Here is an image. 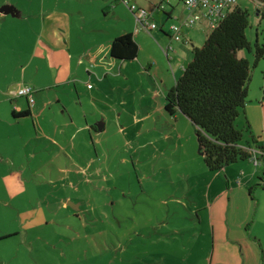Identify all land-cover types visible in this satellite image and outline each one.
Masks as SVG:
<instances>
[{
  "label": "rangeland",
  "instance_id": "1",
  "mask_svg": "<svg viewBox=\"0 0 264 264\" xmlns=\"http://www.w3.org/2000/svg\"><path fill=\"white\" fill-rule=\"evenodd\" d=\"M10 1L22 10L0 17V264H228L236 257H228L224 246L234 240L243 260L264 264V189L256 188L255 199L249 192L264 162L247 159L211 170L191 119L185 115L189 126L179 122L178 132L158 110L193 58L192 45L168 31L176 19L165 23L172 37L158 31V38L146 28L138 36L140 57L119 64L110 61L106 38L114 36L112 26L133 32L135 12L145 7L134 3L132 10L123 1L104 16L91 3L77 5L80 17L66 39L64 27L55 34L43 24L66 7L65 0ZM260 1L238 0L250 11L246 34L253 48L238 55L252 64L255 42L264 38ZM177 3V12L188 16ZM3 6L0 0V12ZM87 14L92 21L83 20ZM162 18L157 11L149 20L160 25ZM182 27L197 46L212 30L204 19ZM91 47L106 55H89ZM148 55H155V69ZM73 81L81 105L73 103ZM22 85L37 92L47 87L35 92L36 100L42 93L64 104L45 108L40 127L35 117H15ZM63 106L75 118L100 117L94 122L104 124L103 132L78 130ZM243 112L236 119L242 128ZM249 136L247 131L242 143Z\"/></svg>",
  "mask_w": 264,
  "mask_h": 264
},
{
  "label": "trees",
  "instance_id": "2",
  "mask_svg": "<svg viewBox=\"0 0 264 264\" xmlns=\"http://www.w3.org/2000/svg\"><path fill=\"white\" fill-rule=\"evenodd\" d=\"M249 24L250 11L237 3L212 28L203 45L197 46L183 35L182 39L192 45L193 58L165 94L166 111L174 114L179 109L196 125L199 146L211 170H220L230 163L250 159V148L264 150V144L259 142L249 122L243 128L236 125L237 117L248 102L253 67L264 59V38L261 42H255L253 64L247 57L238 55L240 49H253L246 34ZM139 52L140 44L132 32H123L111 41L110 55L116 60H133ZM30 107L19 111L13 109V115H29ZM247 131L250 136L242 143ZM263 158L264 154L260 163ZM257 186L264 188V168L260 182L249 188L254 199Z\"/></svg>",
  "mask_w": 264,
  "mask_h": 264
},
{
  "label": "crops",
  "instance_id": "3",
  "mask_svg": "<svg viewBox=\"0 0 264 264\" xmlns=\"http://www.w3.org/2000/svg\"><path fill=\"white\" fill-rule=\"evenodd\" d=\"M3 1H4V6L2 7L3 11L0 12V17L1 16L4 17L6 14H9L11 11H14L15 13H20V10H17V9H21L22 10V7L20 5H17V7H14V2H12L10 0H3ZM58 1L59 0H57V4H58ZM129 1H130V3H137L140 7H145L146 9H149V11L145 9L146 12H147L148 19H151L153 17V15H155V13L157 11L162 13L163 18L161 20L162 21L161 24L160 25L157 24V27L151 30V32L155 33V35L158 38H159V35H158V33H156L158 31H159L160 36H162V37L166 36V35L169 36V37H172L170 34H168L167 29L165 28V25H168L169 21H171L173 19H176L177 22H174V20H173V21H171L172 23H170V25H169V30L168 31L171 32V25L174 24V23L181 22L182 19L184 18L183 14H180V13L177 12V10H178L177 1L181 2L182 4H184L180 0H177V1L176 0H129ZM64 2L66 3V7L65 8H60V9L58 8L57 10H53V12L50 11L51 13H58V14L54 18H52L50 16L51 14L49 15L48 18L45 17L44 20H43V24H44V27L48 26V27L52 28L53 29V33L55 32V34L57 33L55 29L59 25L64 27L65 28L64 37H66V39L67 38L70 39L69 28L71 27V22H72V20H74V22H76L75 24H77V21L79 20V17H80V15L77 14V12H78V10H76V6L77 5L83 6L85 4L87 5L88 3H91L94 6H96L97 8L101 9L102 14L104 16H107L109 11H111V10L112 11H116V8H117L116 5L118 3H120V2L123 3V0H114V1L113 0H65ZM185 9H186V7H185ZM257 11L261 12L264 15V13H263L264 9L259 10L257 8ZM184 14H185V12H184ZM88 17H93V16H91V14H87V15H85L83 17L84 18L83 20L92 21V19L90 20ZM62 18H64V19H62ZM136 18L138 20V15L137 14H136ZM99 21H100V19H99ZM100 22H102L101 23L102 24V26H101L102 30L106 31V28H107L106 22L104 20H102ZM165 23H168V24H165ZM189 27H191V26H189ZM112 30H113L112 33H114L112 35H114V36H109V38H106L108 43L105 44V45H108L107 49H109L110 61L112 63L122 64V62H120L119 60H116V59L111 57V55H110V44H111V41L113 40L114 37L120 35L123 32H128V31L132 32V31L129 30V29H123V28L116 29L115 26H112ZM144 30H146V27L142 23H140V22L136 23V26H135L134 31L132 33L134 34V37H135V39L137 41H139V39H138L139 34L142 33ZM182 32H183L184 37L187 40L193 41L192 38H191V36H192V32L191 31L186 30V29H184L182 27ZM64 42H65V40H62L63 44H64ZM98 49L99 48L91 47V48H88L87 52L89 53V55H100V54L101 55H104V54L106 55V51L102 50V52H101V50L98 51ZM140 52H139V54H140ZM139 54H138V56H139ZM167 56L169 57L170 61H172L171 58L172 59L174 58L173 56L170 58V55H167ZM146 61L148 62V66L150 68L155 69L156 64H157V62H155V55H148L146 57ZM141 63H143V62H141ZM174 67L171 66L172 71L175 70V68H176L175 71H177L178 66L176 65V67L175 68ZM150 68H149V71H151ZM263 69H264V61H262V62L259 61V69L257 68L255 70V68H254V70H253V73H252L253 74L252 75L253 78H251V82H250V85H249L248 102L246 103V106L244 108V112H243L244 117H243V123H242L244 125H246L248 122L250 123L252 131L257 136V138L259 139V142L261 144H264V100H262V93H261V87H262L261 85H262V82H263V77H262V70ZM89 73H90V71H89ZM73 82H74V85H75V88H76V91H77V95H78L77 98L75 97V99H77V103H75L74 101H73V103L76 104V105H78V104L81 105L83 103V101L80 99L81 95H82L81 92H80V88L77 85V81H73ZM157 82L158 81L156 80L155 87L157 86L156 89H159L160 84L157 83ZM90 83L92 84L91 87H89V85H88ZM22 86H26V85H22ZM45 88H47V87H43V88H41V90H44ZM87 88L89 90H93L95 88V86L93 85V83L90 80L87 82ZM41 90H39V91H41ZM35 92L38 93L36 90L34 91V93H33L34 98H35ZM93 96H95V95L93 94ZM40 97H42V100L37 101L36 98H35V103H34V105H32V107H30V105H29L28 98L26 96H24V95L23 96L17 95L16 98H23L24 100L23 101L20 100V102H15L14 103V109H16L18 111L19 110L28 109L30 107V112L31 113L29 115H26V117L27 116H31L32 118L35 117L36 122L38 123L37 125L39 127H40L39 123L41 122V121H39V118L43 114V112L45 111L44 110L45 108H47V107L51 108V107H53L54 104H56V105L57 104H59V105L64 104L63 100L60 97L55 102L52 99H44V96H42V93L40 94ZM165 102H166V99H164L163 103L160 104V106H158V110L160 111V113H161L162 109L164 110L163 112L166 113L169 125H172L174 130H178V132L180 130V128L178 126L179 122L183 126H185V125L189 126V124L185 121V119H183V118H186V116L179 109H177L174 114L168 113L166 111V109L164 108L165 107ZM63 108H64V112H66L68 114V117L70 118V122L69 123H72L74 125L76 124V126L79 127L78 130L83 131V130L88 129L91 132H96V133H100L101 132L99 130L98 131L95 130L92 127V125H95L96 122H97L96 120L99 119L100 117H96V118L93 117L94 119L91 120V118L87 114L79 113L80 116H77L78 118H75L74 117L75 114L71 113L68 110L67 107L63 106ZM79 114H77V115H79ZM93 114H94V112H93ZM181 116H183V117H181ZM173 120H175L177 122L174 123ZM241 120L242 119H240V121ZM79 121L81 123H79ZM94 121H96V122H94ZM103 129H102V132H103ZM261 162H264V158L261 160ZM261 164L262 163L258 164L257 166H260ZM258 175L259 176H257V178H258L257 183L260 182L261 172H258ZM250 183H251V181H250ZM246 185H248V183ZM246 185L244 187H246ZM260 187L261 186H257L256 188H260ZM261 188L264 189L263 187H261ZM255 190H257V189H255ZM227 239L224 236V240L228 241ZM234 241H233L232 244L224 246L225 249H226V253H227L228 257H233V256L236 257V261L227 260V263L228 264H247L248 263L247 260L246 261L243 260V259H245V257H243V258L240 257V251L238 249V246L236 244H234ZM233 252H237V255L232 254Z\"/></svg>",
  "mask_w": 264,
  "mask_h": 264
},
{
  "label": "built area",
  "instance_id": "4",
  "mask_svg": "<svg viewBox=\"0 0 264 264\" xmlns=\"http://www.w3.org/2000/svg\"><path fill=\"white\" fill-rule=\"evenodd\" d=\"M132 9L136 10L137 6L134 3H130L129 0H123ZM184 3L186 8L189 10L188 16L182 19V23H174L171 25L172 36L176 40H182V26H193L201 20L209 21L211 28H214L219 21L226 15V13L232 9L238 0H180ZM258 9L262 10L264 8V2L260 1ZM138 21L142 23L148 30H152L157 27L155 22H151L147 17V12L143 8H139L137 12ZM89 87L92 84H88ZM16 95H25L28 97L30 105H34L35 99L33 97V89L30 86H21ZM251 159L255 164H260L261 156L264 154V150L259 148H250Z\"/></svg>",
  "mask_w": 264,
  "mask_h": 264
},
{
  "label": "water",
  "instance_id": "5",
  "mask_svg": "<svg viewBox=\"0 0 264 264\" xmlns=\"http://www.w3.org/2000/svg\"><path fill=\"white\" fill-rule=\"evenodd\" d=\"M97 126H98V129L99 130H102L103 127H104V124L98 123ZM199 151H200L201 154H204V151L201 150L200 146H199ZM68 204H70L75 209H78L79 208V203H73L72 201H69Z\"/></svg>",
  "mask_w": 264,
  "mask_h": 264
},
{
  "label": "flooded vegetation",
  "instance_id": "6",
  "mask_svg": "<svg viewBox=\"0 0 264 264\" xmlns=\"http://www.w3.org/2000/svg\"><path fill=\"white\" fill-rule=\"evenodd\" d=\"M92 127H93L95 130H97V131L99 130V129H98V126H97V123H96L95 125H92ZM99 131H101V130H99Z\"/></svg>",
  "mask_w": 264,
  "mask_h": 264
}]
</instances>
